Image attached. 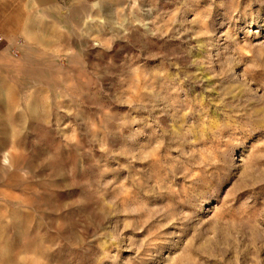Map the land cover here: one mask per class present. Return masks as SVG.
Instances as JSON below:
<instances>
[{
    "label": "rangeland",
    "instance_id": "obj_1",
    "mask_svg": "<svg viewBox=\"0 0 264 264\" xmlns=\"http://www.w3.org/2000/svg\"><path fill=\"white\" fill-rule=\"evenodd\" d=\"M0 264H264V0H62L0 54Z\"/></svg>",
    "mask_w": 264,
    "mask_h": 264
},
{
    "label": "crops",
    "instance_id": "obj_2",
    "mask_svg": "<svg viewBox=\"0 0 264 264\" xmlns=\"http://www.w3.org/2000/svg\"><path fill=\"white\" fill-rule=\"evenodd\" d=\"M62 0H0V54L23 38L31 15Z\"/></svg>",
    "mask_w": 264,
    "mask_h": 264
}]
</instances>
